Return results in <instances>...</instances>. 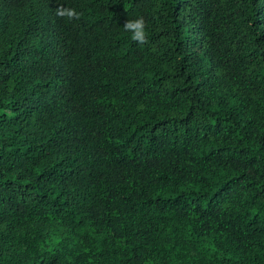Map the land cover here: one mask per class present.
<instances>
[{"label":"trees","instance_id":"16d2710c","mask_svg":"<svg viewBox=\"0 0 264 264\" xmlns=\"http://www.w3.org/2000/svg\"><path fill=\"white\" fill-rule=\"evenodd\" d=\"M0 264H264V0H0Z\"/></svg>","mask_w":264,"mask_h":264},{"label":"clouds","instance_id":"9594fccd","mask_svg":"<svg viewBox=\"0 0 264 264\" xmlns=\"http://www.w3.org/2000/svg\"><path fill=\"white\" fill-rule=\"evenodd\" d=\"M56 15L60 18H66L68 21L79 20L81 14L73 8H67L63 5L57 7ZM124 30L131 33V39L143 45L147 43V25L145 19L141 16L134 20H126Z\"/></svg>","mask_w":264,"mask_h":264}]
</instances>
